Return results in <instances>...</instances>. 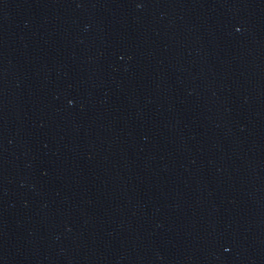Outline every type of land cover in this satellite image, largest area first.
<instances>
[{
  "label": "water",
  "instance_id": "1",
  "mask_svg": "<svg viewBox=\"0 0 264 264\" xmlns=\"http://www.w3.org/2000/svg\"><path fill=\"white\" fill-rule=\"evenodd\" d=\"M0 264H264V0H0Z\"/></svg>",
  "mask_w": 264,
  "mask_h": 264
}]
</instances>
